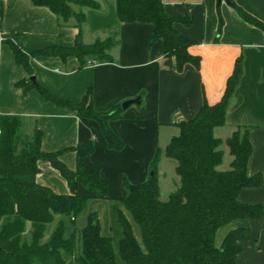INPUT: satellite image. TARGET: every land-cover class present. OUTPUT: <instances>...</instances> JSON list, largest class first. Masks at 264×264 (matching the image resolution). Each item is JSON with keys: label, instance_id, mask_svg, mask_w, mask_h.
Instances as JSON below:
<instances>
[{"label": "trees", "instance_id": "obj_1", "mask_svg": "<svg viewBox=\"0 0 264 264\" xmlns=\"http://www.w3.org/2000/svg\"><path fill=\"white\" fill-rule=\"evenodd\" d=\"M30 1L35 6L49 8L61 25H69L75 19L80 31L72 46H51L31 54L12 39H0V44L10 47L16 61L29 75L34 74L31 58L37 55L63 60L76 57L80 67L88 65L90 60L113 62L111 50L116 44L113 37H117L122 22L151 23L150 43L163 40V53L175 58L179 72L187 64L196 68L201 65V57L189 51L196 42L175 27L176 23L190 26L191 18L168 14L163 0H104L109 6L105 13L101 12L100 0ZM228 2L245 22L264 32L263 21L233 0ZM88 19L93 29L113 33L103 41L97 39L86 44L81 28ZM223 25L220 15L218 35ZM242 75L243 58L238 57L221 100L213 105L205 102L194 118L178 124L180 133L171 139L164 154L177 162L180 185L167 199L161 197L159 186L160 150L146 181L133 184L123 178L127 194L114 198L110 233L102 229L97 211L87 213L86 224L81 229L76 225L91 199L110 198L107 182L99 179L94 170H86L83 163L84 158L95 152V143L89 140L72 149L78 164L76 170H71L59 159L68 149L44 152L40 129L36 127L29 136L24 132L22 117L0 115V264H119V258L123 264H237L242 242L250 238L251 231L234 223L259 219L264 214L262 204L243 203L239 193L246 187L262 186L263 176L248 173L253 151L249 129L245 128L243 136L236 130L226 141L215 137L214 130L225 125L227 109ZM17 86L37 89L47 100L68 107L79 116L97 120L109 147L115 150L124 147L109 125V120L121 117V106L109 112H97L91 90L81 102L74 103L53 96L37 80L20 81ZM223 143L233 156L229 169L220 168L224 159ZM41 160L50 162L61 173L71 193L59 194L37 182ZM80 184L92 195L79 194ZM57 216L60 219L55 229L44 241L48 227ZM226 227L228 231L218 243V234ZM136 228L141 239L136 235Z\"/></svg>", "mask_w": 264, "mask_h": 264}, {"label": "crops", "instance_id": "obj_2", "mask_svg": "<svg viewBox=\"0 0 264 264\" xmlns=\"http://www.w3.org/2000/svg\"><path fill=\"white\" fill-rule=\"evenodd\" d=\"M233 1L264 22V0ZM100 2L101 12H108L107 3ZM163 3L168 14L191 18L190 26L176 23L175 27L196 42L189 51L201 57L199 68L187 64L179 72L175 58L164 55L163 40L150 43L153 25L144 22L120 23L111 50L114 61L96 66L80 67L76 57L63 60L37 55L31 58L34 74L29 75L10 47L0 44V115L22 117L25 134L29 136L36 127L40 129L42 151L68 149L59 159L71 170H76L78 164L72 149L93 141L95 152L84 158L83 163L86 170H94L99 179L107 182L110 198H93L90 204L103 202L113 208L114 198L127 194L123 178L133 184L146 181L158 150L162 153L158 178L163 174L160 168L163 163L174 161L171 164L176 172L177 162L164 152L171 139L180 133L178 124L194 118L205 102L213 105L221 100L235 62L242 57L243 75L227 109L226 123L215 128L214 134L226 141L239 127L249 129L253 151L248 173H261L263 185L243 188L239 200L264 206V32L245 22L228 0L220 4L218 0H163ZM75 9L80 11L79 7ZM83 10L88 12L86 8ZM220 15L224 25L218 35ZM87 29L94 33L108 32V36L113 32L93 29L90 21H86L81 28L85 43H93L85 39ZM79 31L75 19L69 25H61L49 8L35 6L30 0H0V39H12L27 54L51 46H72ZM32 76L53 96L74 103L81 102L91 90L97 112H109L140 97L139 104L122 109L121 117L109 120L124 147L110 148L97 120L79 116L72 109L47 100L37 89L17 86ZM221 149L224 159L220 168L229 169L233 156L227 144L223 143ZM39 167V184L59 194L71 193L68 182L50 162L41 160ZM177 185L175 182V189ZM159 186L161 191L160 180ZM175 189H170L166 198L161 193V197L167 199ZM77 190L81 195H92L82 184ZM236 226H247L251 231L250 238L242 242L237 264H264V214L259 219L239 220Z\"/></svg>", "mask_w": 264, "mask_h": 264}, {"label": "rangeland", "instance_id": "obj_3", "mask_svg": "<svg viewBox=\"0 0 264 264\" xmlns=\"http://www.w3.org/2000/svg\"><path fill=\"white\" fill-rule=\"evenodd\" d=\"M184 18L187 17L186 15H182ZM186 19V18H185ZM89 21V19H88ZM105 34H103L102 31L96 32L94 33L91 30H86L85 31V39L87 42H94L96 40V38H99L100 40H105L107 39L109 36L108 32H104ZM113 32H111L110 34H112ZM113 40L116 41L117 37H113ZM86 44H91V43H86ZM87 104V102L83 105L85 106ZM123 106V103L121 104V107ZM123 109V108H122ZM240 130L239 131V135L243 136L245 133V128H241V129H237ZM25 132V131H24ZM235 132V131H234ZM233 132V133H234ZM232 133V134H233ZM229 156H227L226 158V163L228 162ZM174 162V161H173ZM173 162H167V163H163L161 165L160 168H162V175H159V180H160V185H161V193L163 196H165V198L167 197L168 193L171 191L170 189L173 190V188L175 189V182L178 183L177 187L180 185V177L176 174L175 172V166H173L171 163ZM175 163V162H174ZM176 187V188H177ZM170 188V189H169ZM89 206H87V209L85 210L84 213H82L81 215L78 216L77 221H76V225L78 229H81L85 224H86V215L89 211H97L99 214V218H100V223H101V227L104 230V232L106 233H110V227H111V214H112V208L108 206V204L103 203V202H96L93 204H88ZM60 219V216L56 217V220L54 223H52L48 229L47 232L45 234V238L44 241L48 240L50 235L52 234L53 230L55 229V226L58 222V220ZM236 223H234L235 225ZM30 227V225H29ZM228 231V227L223 228L219 234H218V238L217 241L218 243L221 242V240L223 239L225 233ZM136 235L139 239H141L140 236V232L139 230L136 228ZM114 249L117 252V245L114 243ZM119 264H123L119 258Z\"/></svg>", "mask_w": 264, "mask_h": 264}, {"label": "water", "instance_id": "obj_4", "mask_svg": "<svg viewBox=\"0 0 264 264\" xmlns=\"http://www.w3.org/2000/svg\"><path fill=\"white\" fill-rule=\"evenodd\" d=\"M223 0H218L219 4L222 2ZM31 80L32 81H35L36 80V77L35 76H32L31 77ZM141 102L140 100V97H137L135 99H130V100H127L123 103V106L122 108L124 110L128 109L132 104H139ZM0 252H2V249L0 248Z\"/></svg>", "mask_w": 264, "mask_h": 264}, {"label": "built area", "instance_id": "obj_5", "mask_svg": "<svg viewBox=\"0 0 264 264\" xmlns=\"http://www.w3.org/2000/svg\"><path fill=\"white\" fill-rule=\"evenodd\" d=\"M99 63L97 62V61H94V60H90L89 62H88V65H90V66H96V65H98Z\"/></svg>", "mask_w": 264, "mask_h": 264}]
</instances>
